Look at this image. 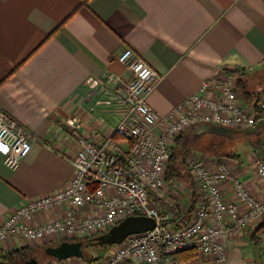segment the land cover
Segmentation results:
<instances>
[{
  "label": "crops",
  "instance_id": "1",
  "mask_svg": "<svg viewBox=\"0 0 264 264\" xmlns=\"http://www.w3.org/2000/svg\"><path fill=\"white\" fill-rule=\"evenodd\" d=\"M127 48L160 77L148 99L160 116L227 69L239 72L237 82L253 95L247 101L254 106L256 94L264 92V0H0V109L34 139L17 171L5 166L7 148L0 142V225L27 202L63 190L74 177L70 160L79 150L71 134L74 122L91 138L113 135L120 110L97 105L105 100L98 83L127 77L118 61ZM244 140L251 149L246 158L224 153L217 161L229 163L259 197L253 157L263 142L255 147ZM188 174L185 191L196 205ZM228 197L234 201L229 188ZM166 199L156 203L163 212L169 209ZM62 213L56 208L32 223L53 222ZM59 242L10 240L0 246V264H8L5 258L16 251ZM189 252L183 262L220 264ZM228 254L224 264H264V229L248 232Z\"/></svg>",
  "mask_w": 264,
  "mask_h": 264
},
{
  "label": "built area",
  "instance_id": "2",
  "mask_svg": "<svg viewBox=\"0 0 264 264\" xmlns=\"http://www.w3.org/2000/svg\"><path fill=\"white\" fill-rule=\"evenodd\" d=\"M118 61L125 66L127 77H110L98 83L105 88V100L97 105H115L120 110L113 135L91 138L82 135L74 122L71 134L79 146L70 160L74 177L63 190L29 201L9 216L0 225V246L14 239L28 243L52 237L60 242L86 241L106 234L128 217L144 216L153 218L156 227L112 246L99 264H191L178 258L187 251L224 264L229 246L264 223V145L253 157L259 197L229 163L192 158L188 168L197 199L193 205L184 184L177 180L167 185L166 170L177 139L190 129L202 125L231 130L258 126L264 121V93L255 108L238 91L239 72L227 69L205 80L195 95L160 116L148 103L160 80L156 71L130 48L119 54ZM33 141L22 124L0 109V142L7 148L5 166L17 171L30 154ZM228 188L234 201L229 200ZM174 194L182 200L176 211L151 207V196L174 202ZM60 207L62 216L55 221L32 223L38 214ZM191 209L190 220L184 222V210L186 214ZM79 260L55 264H89Z\"/></svg>",
  "mask_w": 264,
  "mask_h": 264
},
{
  "label": "water",
  "instance_id": "3",
  "mask_svg": "<svg viewBox=\"0 0 264 264\" xmlns=\"http://www.w3.org/2000/svg\"><path fill=\"white\" fill-rule=\"evenodd\" d=\"M264 121H261L258 126L244 130H231L228 128L212 125H202L195 129L198 136L211 134L227 139L236 138L237 135H242L246 138L250 136L263 137ZM264 145V140H263ZM156 227V221L153 218L144 216H132L124 219L122 222L110 229L106 234L94 237L88 242L79 241H63L56 246H48L45 248L47 257L56 261H67L70 259H84L85 249L101 246H114L124 243V241L136 234L146 233ZM22 264H40L37 258H31Z\"/></svg>",
  "mask_w": 264,
  "mask_h": 264
},
{
  "label": "rangeland",
  "instance_id": "4",
  "mask_svg": "<svg viewBox=\"0 0 264 264\" xmlns=\"http://www.w3.org/2000/svg\"><path fill=\"white\" fill-rule=\"evenodd\" d=\"M238 84V82H237ZM264 93V92H263ZM261 93V94H263ZM193 134V133H192ZM204 137H201L200 139L196 140V141H191V145L192 146H177L176 147V156L178 158V163L177 166L179 168V172L180 174L183 176L181 177L180 180H178L179 182H181L182 184L184 183V180H186L184 177L185 175L187 176L190 175V171L188 168V162L190 160L193 159H205L207 157L210 158H214L217 160V158L219 157V155H224V153L226 154H235V153H239L240 157L242 158H246L248 155V151L250 152V147H249V143L244 140V139H236V138H231V139H227L224 137H220V136H216V135H211V134H206V135H202ZM254 143H257V141H255L253 139ZM190 148H194L195 150L190 152L188 155L185 154V152L187 150H189ZM247 150V152H246ZM196 157V158H195ZM193 158V159H192ZM169 166V164H168ZM167 166V168H168ZM166 176H167V170H166ZM168 185V184H167ZM169 196V195H166ZM174 196H176V199H174V202L171 201H166L167 203L165 204L167 208H169L166 212H170V211H176V207L179 209L181 208L182 204V200L180 198H177V195L174 194ZM171 197V195L169 196ZM170 206H169V205ZM188 212V211H187ZM186 212V213H187ZM186 219V214H185V210H184V216H183V220ZM263 225V224H262ZM262 227V226H260ZM259 227V228H260ZM72 241V240H71ZM61 243V242H59ZM57 243V244H59ZM55 244V245H57ZM53 245V246H55ZM48 246L42 247L39 249L37 255H38V260L40 262V264H55L56 260L54 259H48L47 257L44 256L43 254V250L44 248H46ZM109 250L111 249H100V248H88L85 249V257L83 260V262H86L87 260H95V259H101V261L104 260V257L106 255L109 254ZM72 260H77V259H72Z\"/></svg>",
  "mask_w": 264,
  "mask_h": 264
},
{
  "label": "trees",
  "instance_id": "5",
  "mask_svg": "<svg viewBox=\"0 0 264 264\" xmlns=\"http://www.w3.org/2000/svg\"><path fill=\"white\" fill-rule=\"evenodd\" d=\"M239 88H241L243 91H244V93L242 94L243 95V97L245 98V99H247V100H249L248 98H250L251 96H253L252 94H249L248 92H246L245 91V84L242 82V81H239ZM261 96V93H259V94H256V97H257V99L259 98ZM255 103H256V101H255ZM254 107L256 108L257 106H256V104L254 105ZM193 133V134H192ZM201 137L200 136H198L197 134H196V132H195V129H190V130H188V131H186L185 133H183L178 139H177V141H176V143H175V146H174V148H173V151H172V156H171V159H170V162H169V166H168V168H167V176H166V183L168 184V185H171L174 181H177V180H180L181 179V177H183L181 174H180V172H179V168H178V166H177V163H178V158H177V154H176V147L177 146H192L193 147V145H191L192 143H191V141H196V140H198V139H200ZM236 139H247L250 143H251V145H253V146H257V147H259V145H261V143L263 142V139L262 138H260V137H257V136H250L249 138H246V137H244V136H242V135H237L236 136ZM253 139L255 140V141H257V143H254V141H253ZM195 149L194 148H190L189 150H187L186 152H185V154L186 155H188L190 152H192V151H194ZM190 176V178H191V180H192V177H191V175H189ZM192 184H193V186H194V182H193V180H192ZM159 200L157 199V198H153V196H151V203H150V205H151V207H154V208H157V205H156V203L158 202ZM193 202H195V200L193 199ZM193 205H194V203H193ZM192 212H193V209H191V210H188V212L186 213V219L184 220V222H187V221H189L190 220V218H191V214H192ZM262 227H260V228H258V229H264V223H263V225H261ZM90 240V239H89ZM89 240H86V242H88ZM56 246V245H55ZM112 246H110V247H107V246H101V245H95L94 247H89V248H100V249H103V250H105V249H110ZM88 249V248H87ZM38 251L39 250H29V249H22V250H19V251H16V252H14V253H11V254H9L5 259L7 260V263L8 264H15L16 263V261L18 262L17 264H22V263H24L25 261H27V260H29V259H31V258H39L38 257V255H37V253H38ZM188 252V251H187ZM184 253L185 252H183V253H180L179 255H178V258L180 259V260H185L182 256L184 255ZM43 254H44V256L45 257H47L46 256V254H45V248H44V250H43ZM189 254L191 255L190 257H192L193 255H192V251L191 252H189ZM189 257V258H190ZM48 259H52V258H49V257H47ZM188 258V259H189ZM187 258H186V260H188ZM86 262H89V264H95V263H97V264H99V263H101V259H95V260H90V261H86ZM2 264H5V263H2ZM48 264H50V263H48Z\"/></svg>",
  "mask_w": 264,
  "mask_h": 264
},
{
  "label": "flooded vegetation",
  "instance_id": "6",
  "mask_svg": "<svg viewBox=\"0 0 264 264\" xmlns=\"http://www.w3.org/2000/svg\"><path fill=\"white\" fill-rule=\"evenodd\" d=\"M263 140H264V135H263V137H261Z\"/></svg>",
  "mask_w": 264,
  "mask_h": 264
}]
</instances>
